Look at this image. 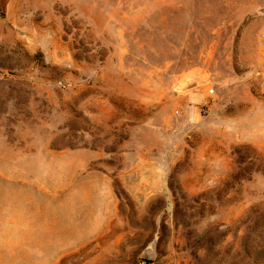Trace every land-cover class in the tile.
Segmentation results:
<instances>
[{
    "label": "rangeland",
    "instance_id": "rangeland-1",
    "mask_svg": "<svg viewBox=\"0 0 264 264\" xmlns=\"http://www.w3.org/2000/svg\"><path fill=\"white\" fill-rule=\"evenodd\" d=\"M0 264H264V0H0Z\"/></svg>",
    "mask_w": 264,
    "mask_h": 264
}]
</instances>
